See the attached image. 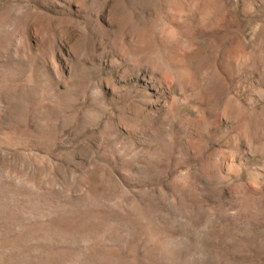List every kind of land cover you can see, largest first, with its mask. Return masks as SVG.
Returning a JSON list of instances; mask_svg holds the SVG:
<instances>
[{
    "label": "rangeland",
    "instance_id": "obj_1",
    "mask_svg": "<svg viewBox=\"0 0 264 264\" xmlns=\"http://www.w3.org/2000/svg\"><path fill=\"white\" fill-rule=\"evenodd\" d=\"M0 264H264V0H0Z\"/></svg>",
    "mask_w": 264,
    "mask_h": 264
}]
</instances>
